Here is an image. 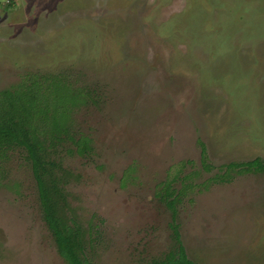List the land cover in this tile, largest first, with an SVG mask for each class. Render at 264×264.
Instances as JSON below:
<instances>
[{"label": "rangeland", "instance_id": "rangeland-1", "mask_svg": "<svg viewBox=\"0 0 264 264\" xmlns=\"http://www.w3.org/2000/svg\"><path fill=\"white\" fill-rule=\"evenodd\" d=\"M34 76L82 96L63 212L89 262L177 251L169 184L193 262L264 264V173L228 168L264 160V0H0V94ZM24 158L0 160V264H68Z\"/></svg>", "mask_w": 264, "mask_h": 264}, {"label": "trees", "instance_id": "trees-1", "mask_svg": "<svg viewBox=\"0 0 264 264\" xmlns=\"http://www.w3.org/2000/svg\"><path fill=\"white\" fill-rule=\"evenodd\" d=\"M81 99L82 96L67 90L59 79L47 82L36 76L0 94V160L14 152L25 157L37 182L44 219L68 264H92L85 257L80 227L70 225L63 212L67 206L63 183L70 174L63 166V158L67 154L88 157L92 153V140L75 134L71 126L73 108ZM207 156L203 144L202 158L206 160ZM228 168L239 169L241 174L264 173V160L257 158ZM173 197L168 184L162 199L172 210L179 248L156 264H198L188 257L181 244Z\"/></svg>", "mask_w": 264, "mask_h": 264}]
</instances>
